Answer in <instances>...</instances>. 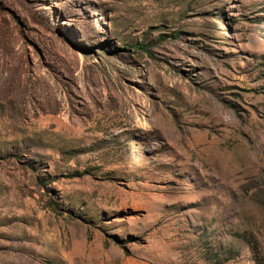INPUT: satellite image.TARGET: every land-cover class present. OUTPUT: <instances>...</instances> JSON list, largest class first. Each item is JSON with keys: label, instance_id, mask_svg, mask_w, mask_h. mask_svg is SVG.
<instances>
[{"label": "rangeland", "instance_id": "obj_1", "mask_svg": "<svg viewBox=\"0 0 264 264\" xmlns=\"http://www.w3.org/2000/svg\"><path fill=\"white\" fill-rule=\"evenodd\" d=\"M0 264H264V0H0Z\"/></svg>", "mask_w": 264, "mask_h": 264}]
</instances>
